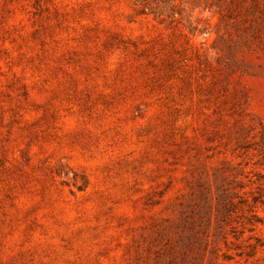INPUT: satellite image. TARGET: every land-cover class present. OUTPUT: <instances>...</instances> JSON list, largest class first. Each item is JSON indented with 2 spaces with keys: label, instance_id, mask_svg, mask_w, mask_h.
<instances>
[{
  "label": "rangeland",
  "instance_id": "374dc122",
  "mask_svg": "<svg viewBox=\"0 0 264 264\" xmlns=\"http://www.w3.org/2000/svg\"><path fill=\"white\" fill-rule=\"evenodd\" d=\"M0 264H264V0H0Z\"/></svg>",
  "mask_w": 264,
  "mask_h": 264
}]
</instances>
